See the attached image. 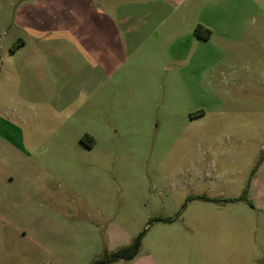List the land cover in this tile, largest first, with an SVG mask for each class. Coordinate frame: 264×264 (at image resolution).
<instances>
[{
  "label": "rangeland",
  "instance_id": "1",
  "mask_svg": "<svg viewBox=\"0 0 264 264\" xmlns=\"http://www.w3.org/2000/svg\"><path fill=\"white\" fill-rule=\"evenodd\" d=\"M21 1L0 0V231L41 229L68 264L138 237L158 264H223L227 246L261 264L264 0H185L136 75L100 84L60 62L36 92L11 53L30 38L13 26Z\"/></svg>",
  "mask_w": 264,
  "mask_h": 264
},
{
  "label": "crops",
  "instance_id": "2",
  "mask_svg": "<svg viewBox=\"0 0 264 264\" xmlns=\"http://www.w3.org/2000/svg\"><path fill=\"white\" fill-rule=\"evenodd\" d=\"M183 1L185 0H22L15 8L13 26L30 38L20 39L18 47L11 50L12 54L19 53L21 59L20 82L21 79L24 83L30 81V86H34L36 92L38 84L46 80L47 86H50L46 89L52 90L54 83L48 78L51 75L53 79V75L64 73L60 62L65 63V67L77 69L81 75H94V79L100 77V84L107 83L115 76L119 77L121 73L130 77L136 75L142 67L138 62L147 56L146 53L149 55L152 52L151 45L156 32L159 33L175 10L171 6H180ZM198 26L209 30L207 26ZM170 29L166 27V31L155 38L158 40L159 50L164 48L161 43H164L166 34L170 35ZM180 39L179 37L178 41ZM180 46L179 41L178 50ZM176 55L179 56V52ZM160 70L168 72L170 67L160 65ZM24 87L26 86L22 85ZM14 232L18 234L11 235ZM0 233L4 241L9 236H18L24 242L30 236L39 237L34 244L25 242L12 247L3 244L0 250L3 260L0 264H68L69 261L65 259L72 258L69 248L60 250L54 244L44 246L40 239L44 236L41 229ZM60 251H63V256ZM139 254L130 261L113 264L159 263L148 253L141 259L137 258ZM223 254V264H236L234 260H229L235 258L231 247L223 249ZM245 257L250 262V256ZM239 263L247 262L239 259Z\"/></svg>",
  "mask_w": 264,
  "mask_h": 264
},
{
  "label": "trees",
  "instance_id": "3",
  "mask_svg": "<svg viewBox=\"0 0 264 264\" xmlns=\"http://www.w3.org/2000/svg\"><path fill=\"white\" fill-rule=\"evenodd\" d=\"M194 34L202 39H209L210 32L207 29L197 26L194 30ZM18 44L15 45V48ZM140 248V237L136 239L134 243L129 246L122 247L113 252L104 251L103 254L94 260L90 264H113L118 261H130L135 258Z\"/></svg>",
  "mask_w": 264,
  "mask_h": 264
}]
</instances>
